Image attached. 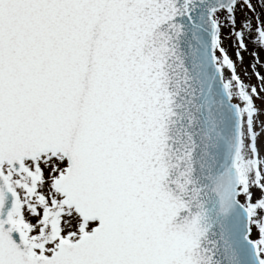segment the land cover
Instances as JSON below:
<instances>
[{"label": "snow or ice", "instance_id": "obj_1", "mask_svg": "<svg viewBox=\"0 0 264 264\" xmlns=\"http://www.w3.org/2000/svg\"><path fill=\"white\" fill-rule=\"evenodd\" d=\"M0 264H264V0H0Z\"/></svg>", "mask_w": 264, "mask_h": 264}, {"label": "rangeland", "instance_id": "obj_2", "mask_svg": "<svg viewBox=\"0 0 264 264\" xmlns=\"http://www.w3.org/2000/svg\"><path fill=\"white\" fill-rule=\"evenodd\" d=\"M226 46H228V45L226 44ZM229 52H230V54L232 53V48L230 46H229ZM250 61H251L250 55L248 53H245L244 54V64L247 65L248 63H250ZM239 70L242 71V68H240Z\"/></svg>", "mask_w": 264, "mask_h": 264}]
</instances>
